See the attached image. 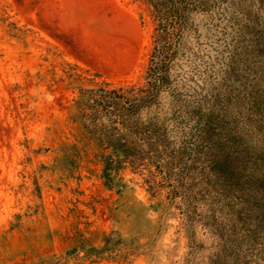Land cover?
I'll use <instances>...</instances> for the list:
<instances>
[{"label": "rangeland", "instance_id": "obj_1", "mask_svg": "<svg viewBox=\"0 0 264 264\" xmlns=\"http://www.w3.org/2000/svg\"><path fill=\"white\" fill-rule=\"evenodd\" d=\"M213 1L187 11L162 95L180 169L123 164L107 180L73 97L146 81L152 4L0 0V264H264L234 212L245 173L264 176V0Z\"/></svg>", "mask_w": 264, "mask_h": 264}, {"label": "trees", "instance_id": "obj_2", "mask_svg": "<svg viewBox=\"0 0 264 264\" xmlns=\"http://www.w3.org/2000/svg\"><path fill=\"white\" fill-rule=\"evenodd\" d=\"M148 1L153 6L157 23L146 81H102L80 87L73 97V104L83 125L97 135L107 151L103 166L107 180L110 179L111 170L123 164L137 169H167L176 166L180 169L183 162V147L174 142L169 125L173 114L168 113L164 107L162 95L169 87L174 57L183 46L187 11L193 8L209 9L214 1ZM262 48L264 49V42ZM262 101L264 103V98ZM211 160L219 165L216 171L225 180L242 178L243 173L236 169L227 155H222L220 159L213 155ZM245 174L250 183L242 189L247 195L242 203L247 201V205L234 212H237L236 217L238 221L241 220L244 229L249 231L251 247L260 253L264 251V246L257 241V235L264 219V176L255 179L249 171ZM104 249V246L89 247L83 249V256H98L105 252Z\"/></svg>", "mask_w": 264, "mask_h": 264}]
</instances>
